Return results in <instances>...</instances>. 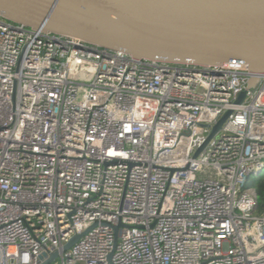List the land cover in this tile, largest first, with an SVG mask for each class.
<instances>
[{"label":"built area","instance_id":"obj_1","mask_svg":"<svg viewBox=\"0 0 264 264\" xmlns=\"http://www.w3.org/2000/svg\"><path fill=\"white\" fill-rule=\"evenodd\" d=\"M262 175L264 72L0 13V264H264Z\"/></svg>","mask_w":264,"mask_h":264},{"label":"water","instance_id":"obj_2","mask_svg":"<svg viewBox=\"0 0 264 264\" xmlns=\"http://www.w3.org/2000/svg\"><path fill=\"white\" fill-rule=\"evenodd\" d=\"M0 13L35 29L138 58L211 66L237 58L264 72V0H0ZM244 97L245 92L237 102ZM231 113L214 125L195 157ZM80 237L74 236L65 249Z\"/></svg>","mask_w":264,"mask_h":264},{"label":"trees","instance_id":"obj_3","mask_svg":"<svg viewBox=\"0 0 264 264\" xmlns=\"http://www.w3.org/2000/svg\"><path fill=\"white\" fill-rule=\"evenodd\" d=\"M252 185L256 189L258 196L259 212L264 211V175L252 180Z\"/></svg>","mask_w":264,"mask_h":264}]
</instances>
